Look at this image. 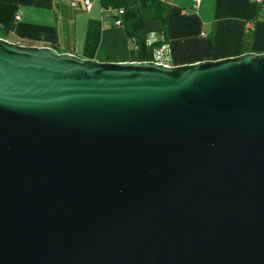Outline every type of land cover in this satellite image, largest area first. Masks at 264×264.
Listing matches in <instances>:
<instances>
[{"label":"water","instance_id":"water-1","mask_svg":"<svg viewBox=\"0 0 264 264\" xmlns=\"http://www.w3.org/2000/svg\"><path fill=\"white\" fill-rule=\"evenodd\" d=\"M0 264H264V53L175 67L0 38Z\"/></svg>","mask_w":264,"mask_h":264},{"label":"crops","instance_id":"crops-1","mask_svg":"<svg viewBox=\"0 0 264 264\" xmlns=\"http://www.w3.org/2000/svg\"><path fill=\"white\" fill-rule=\"evenodd\" d=\"M83 1L0 0L4 40L98 62H152V35L170 46L175 67L264 53V10L255 0H203L197 9L193 0H91L89 9Z\"/></svg>","mask_w":264,"mask_h":264},{"label":"built area","instance_id":"built-area-1","mask_svg":"<svg viewBox=\"0 0 264 264\" xmlns=\"http://www.w3.org/2000/svg\"><path fill=\"white\" fill-rule=\"evenodd\" d=\"M203 0H193V7L195 9L198 8V5L202 3ZM256 4L262 7V10H264V0H255ZM92 1L91 0H84L83 1V7L85 9H89L91 7ZM74 5L78 6L77 3H74ZM113 12V10H112ZM125 14V9H119L116 11V15L118 18L115 20L114 25L120 26L122 25V16ZM20 17H17L19 19ZM254 23L252 21L246 23V28L253 30L254 29ZM157 42L156 38L152 35L147 38V43L149 46H153ZM160 65L165 66H172V58L170 54V46L167 43L162 44L160 47L154 49V57L153 61Z\"/></svg>","mask_w":264,"mask_h":264},{"label":"trees","instance_id":"trees-1","mask_svg":"<svg viewBox=\"0 0 264 264\" xmlns=\"http://www.w3.org/2000/svg\"><path fill=\"white\" fill-rule=\"evenodd\" d=\"M261 9H262V7H261ZM253 22H254V24L256 23V21H253ZM9 33L10 32H9V29L8 28L2 27L0 25V38L6 39L8 37V35H9ZM163 35L166 36V32L163 33ZM164 43H167V42L164 39H162L161 41H157L152 47L155 49V48L160 47Z\"/></svg>","mask_w":264,"mask_h":264}]
</instances>
